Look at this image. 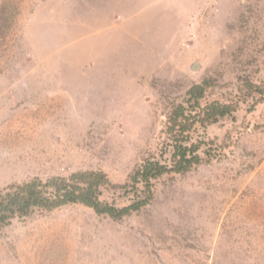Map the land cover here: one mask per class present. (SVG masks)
Instances as JSON below:
<instances>
[{"label":"rangeland","instance_id":"rangeland-1","mask_svg":"<svg viewBox=\"0 0 264 264\" xmlns=\"http://www.w3.org/2000/svg\"><path fill=\"white\" fill-rule=\"evenodd\" d=\"M203 79L227 103L264 83V0H0V188L80 170L125 183L160 159L170 103ZM250 104L209 126L214 157L156 180L141 211L15 221L0 264H264V104Z\"/></svg>","mask_w":264,"mask_h":264},{"label":"trees","instance_id":"trees-1","mask_svg":"<svg viewBox=\"0 0 264 264\" xmlns=\"http://www.w3.org/2000/svg\"><path fill=\"white\" fill-rule=\"evenodd\" d=\"M210 83L207 79L193 83L182 98L170 103L163 130L166 142L160 159L141 160L123 184H114L101 170H80L67 177H34L0 188V230L15 221L32 220L68 205L85 207L115 222L141 211L153 199L156 180L170 174L184 175L206 162L204 157L207 161L214 157L204 137L209 126L233 118L241 102L251 101L250 111L264 104V83L241 82L238 92L242 97L230 103L207 101ZM103 191L124 195L129 203L119 206L103 200Z\"/></svg>","mask_w":264,"mask_h":264}]
</instances>
